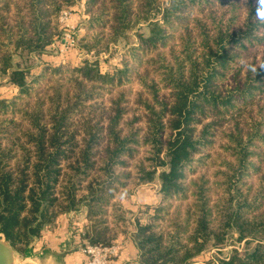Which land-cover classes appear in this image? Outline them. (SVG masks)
I'll use <instances>...</instances> for the list:
<instances>
[{"label": "trees", "instance_id": "1", "mask_svg": "<svg viewBox=\"0 0 264 264\" xmlns=\"http://www.w3.org/2000/svg\"><path fill=\"white\" fill-rule=\"evenodd\" d=\"M76 1L0 0V87L6 77L20 96L31 95L35 87L28 80L30 68L14 63V55L27 52L26 60L44 55L61 38L54 19L64 5L73 6ZM156 1H86L87 14L107 18L102 22L109 24L115 41L125 36L133 17L148 21L149 32L139 35L130 61L134 67L126 64L103 73L95 63L75 66V95L67 96L61 103L65 107L53 114L44 113V105L36 106L29 118L33 135L26 134L28 141L15 150L19 159L12 165L9 155L0 158V237H6L17 254H26L33 240L60 215L86 209L87 222L81 232L84 245L110 246L132 229L141 264H192L206 249L223 246L232 229L239 242L246 241V247L242 253L235 250L219 259L218 264H264V175L255 195L251 191L244 195L248 175H238L241 169L237 175H226L230 200L225 205H212L203 178L194 181L191 175L209 159L221 132H229L230 148L236 150L235 163L240 168L254 160L264 164V124L255 114L264 75L260 69L257 74L247 72L246 63H241L243 56L248 57L245 52H253L251 47L264 46V17H258L264 5L261 0L251 3L245 22L237 28L236 8L226 10L225 15L232 14L228 23L216 22L207 14L192 18L185 12L188 5H197L202 14L216 3L224 6V0H174L162 14L150 17L147 8L157 9ZM154 16L161 17L154 21ZM135 67L145 73L136 72ZM62 68L53 69L60 72ZM132 76L147 89L140 93L138 103L145 112L140 116L145 119L143 128L134 133L129 128L125 135L126 106L131 100L124 93L120 100L111 99L109 106L93 107L85 114V102L94 94L88 85L102 90L121 88ZM18 98L0 100V112L8 113ZM76 116L83 118L74 128ZM139 144L149 146L152 164V170L140 169L139 179L143 184L158 179L162 198L159 205L129 217L114 202L119 187H126L114 170L124 158L135 157L133 146ZM101 151L106 156L99 167L104 175H97ZM84 180L89 185L80 194Z\"/></svg>", "mask_w": 264, "mask_h": 264}, {"label": "rangeland", "instance_id": "2", "mask_svg": "<svg viewBox=\"0 0 264 264\" xmlns=\"http://www.w3.org/2000/svg\"><path fill=\"white\" fill-rule=\"evenodd\" d=\"M86 1L87 0H77L73 6L64 5L61 8L57 18L54 19V22L57 23L59 30L62 32L61 38L53 43V45L47 47L44 55H34L29 57L28 60H26L28 58L27 52H24L21 57L19 55H14V63H20L23 68H30L31 76L28 80L30 81V84L35 87V90L31 95L20 96L18 90L7 82L6 77L1 80L0 100L6 99L10 102L20 96L15 101L16 105L13 107L11 106V110H9L8 113L0 112V158L4 159L6 155H9L12 165L19 159V154L15 153L16 148L18 150L20 148L21 150V142L28 141L29 138L26 134L33 135L34 131L29 122V118L34 115L36 106L40 107L41 105H44L42 107L44 113L50 111L53 114L56 109L60 110V108L65 107H62L61 104L63 102L65 103V98H71L75 95L76 91L72 88L75 87L74 79H76V76L75 73L72 72L75 66L85 62L95 63L103 73H113L115 69H121L126 66V64H129L130 67H134L133 63L130 62L133 58V49L138 45L137 43L140 33H144L145 35L148 34V21H143V19L138 21L136 17H133L130 24L131 26L126 31L125 36H122L118 41H115V39L112 38L114 32L108 27L109 24H103L102 22L107 18H102L101 20V17L98 18V15L95 16L91 13L87 14ZM171 1L174 0H157L155 4L157 9L154 8L152 12L151 8H147L148 15L153 17L155 13L162 14L167 4L169 2L171 3ZM254 1L255 0H224V6H221L220 3H216L213 6L206 7L202 14H200V11L202 10L198 9L197 5H188V9H186L185 12L190 13L189 15H191L192 18H195V14L204 17L207 14L208 17L211 16L216 22H220L223 19L228 23L227 20L231 19L232 14L228 13L225 15L226 10L236 8V15L234 13L236 17L235 23L236 27L239 28V26L245 22L248 8L251 3H255ZM229 3L232 4L230 8H228ZM100 7L102 8V6ZM138 10L139 8L134 13L136 14ZM134 13L132 16L135 15ZM144 13L145 12H141V16H143ZM160 17L161 16H154L153 20H159ZM258 17L261 16L258 15ZM99 19L101 21H99ZM175 35L177 37L178 34L176 33ZM174 40L175 39L172 41ZM172 44L174 43L172 42L169 44V47H171ZM249 50L253 52H245L243 55H248V57L245 58V56H243L241 63H246L247 72L251 71L253 74H257L260 69V73H263L264 75V46L261 49L258 47L257 49L251 47ZM256 50L257 52H255ZM255 56L257 57L254 58ZM61 65L63 68L60 72L54 71L53 68ZM241 65L242 64H239L236 67L238 68ZM135 70L136 72L145 73V69L143 68L137 69L135 67ZM134 77L135 76H132L131 80L121 88H108L102 90V88L96 84L94 87L88 85L89 87L87 90H93L94 94H92L90 100L85 102V114L87 115L93 110V107L95 110H100L99 107L102 108L104 106H109L111 99L120 100V93H124L126 95L125 98H129L128 100H131V102L129 106L124 104L127 108L126 111L128 112V114L125 115V123L127 125H123L122 123L120 127H122V125L124 126L125 135L129 134V128L133 130V133L136 132V130H139L140 127L143 128L144 124L142 120L144 118H141L140 116L145 112L138 103L140 101V93L141 95L144 94V91L147 89L138 82V79H134ZM57 94H60L63 98L58 99ZM144 97H146V95H144ZM144 97L143 99H145ZM263 107L264 90L262 91V96H258L255 113L259 115L256 116V119H258V122L261 124H264V110L260 113L259 111ZM50 112L48 114H50ZM90 115H92V113ZM81 119L80 116L74 118V128L82 124V122H78L81 121ZM13 120L16 121V125L13 124ZM48 121H50V119ZM48 121L46 120V122ZM29 130L30 132L28 133ZM6 134L8 136H6ZM262 135H264V126H262ZM228 136L229 132H221L215 141L212 151L209 153V159L204 162V166H196L198 167L196 173L191 174L194 181L203 178L205 189L207 191L210 190L209 194L207 193V196L211 199L212 205L218 202L225 205L229 199V195L227 194L228 187L226 184L228 179L226 175H237L235 172H238L240 169L242 172L238 175H248L246 182H243L245 184V187L242 188L245 191H243L244 195H246L247 191H251L252 195H255L258 190L260 176L264 175V164H260L259 161L254 160L247 164L249 166L241 168L235 163L237 153L236 150L234 152L232 148H230L231 145ZM18 138L20 140H18ZM262 140L264 141V137ZM141 141L143 142L142 136H140V143H142ZM255 143L256 145H261L260 142ZM133 147H135L133 153L135 157L131 158L129 156L128 158H124L122 164L117 167L115 166V174L122 177L121 183H125L126 186L119 187L117 195L120 193L128 194L133 192L143 184L139 179L141 177L140 169L142 167L146 168V170H152L149 146L139 144ZM102 153L103 152L101 151L98 155H102V157H98L99 165L97 167L98 170L96 169L97 175H104L103 170L99 169V167L103 166L102 158L106 157ZM261 153L264 155V151H261ZM252 164H256L254 165L255 167H253ZM230 166H232V170H229ZM255 168L260 169L263 174L259 173V170L256 171ZM159 171H161V169H159ZM155 182L156 181L152 183ZM88 185L89 182H87V180L80 182L79 193L83 194ZM192 202V199L188 200L186 201V205ZM177 204L178 203H175L174 206L176 207ZM173 212L174 210L172 209L171 213ZM142 217H144V215ZM145 219L146 217L144 220ZM237 236V231L232 229L223 246L206 249L202 254L195 257L192 264H218L219 259L230 256L235 250L242 253L246 247V241L239 242L236 239ZM248 240L251 239L249 238ZM252 245H254V243Z\"/></svg>", "mask_w": 264, "mask_h": 264}, {"label": "crops", "instance_id": "3", "mask_svg": "<svg viewBox=\"0 0 264 264\" xmlns=\"http://www.w3.org/2000/svg\"><path fill=\"white\" fill-rule=\"evenodd\" d=\"M145 183L133 192L118 194L114 202L133 217L145 207H155L160 204V181ZM87 222V210L60 215L50 226L46 227L40 237L33 240L26 254H17L18 264H87L83 253L86 243L81 236ZM130 229L126 235H121L118 243L122 250L112 264H141L140 250Z\"/></svg>", "mask_w": 264, "mask_h": 264}, {"label": "built area", "instance_id": "4", "mask_svg": "<svg viewBox=\"0 0 264 264\" xmlns=\"http://www.w3.org/2000/svg\"><path fill=\"white\" fill-rule=\"evenodd\" d=\"M122 250L120 243L110 246H97L86 244L83 247V253L87 257V264H112L114 258L118 257Z\"/></svg>", "mask_w": 264, "mask_h": 264}, {"label": "water", "instance_id": "5", "mask_svg": "<svg viewBox=\"0 0 264 264\" xmlns=\"http://www.w3.org/2000/svg\"><path fill=\"white\" fill-rule=\"evenodd\" d=\"M0 264H18V256L6 237H0Z\"/></svg>", "mask_w": 264, "mask_h": 264}, {"label": "clouds", "instance_id": "6", "mask_svg": "<svg viewBox=\"0 0 264 264\" xmlns=\"http://www.w3.org/2000/svg\"><path fill=\"white\" fill-rule=\"evenodd\" d=\"M262 5H264V0H261ZM258 13L261 17H264V6H262L259 10Z\"/></svg>", "mask_w": 264, "mask_h": 264}]
</instances>
